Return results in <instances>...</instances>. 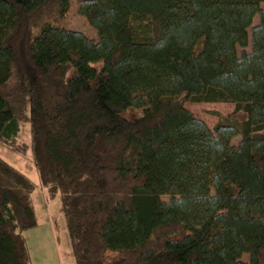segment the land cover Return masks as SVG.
<instances>
[{
  "label": "trees",
  "instance_id": "16d2710c",
  "mask_svg": "<svg viewBox=\"0 0 264 264\" xmlns=\"http://www.w3.org/2000/svg\"><path fill=\"white\" fill-rule=\"evenodd\" d=\"M69 7L0 0V143L29 125L74 264H264V0H82L97 41ZM33 189L0 158V264H30Z\"/></svg>",
  "mask_w": 264,
  "mask_h": 264
},
{
  "label": "rangeland",
  "instance_id": "374dc122",
  "mask_svg": "<svg viewBox=\"0 0 264 264\" xmlns=\"http://www.w3.org/2000/svg\"><path fill=\"white\" fill-rule=\"evenodd\" d=\"M81 1L70 0V7L66 16L54 23L60 28L78 31L89 39L97 41L95 30L78 14V6ZM258 22V16H255L251 26L247 29L248 45L243 49L237 47L238 55L242 51L251 52V29ZM184 107L195 118L202 120L210 130H213L220 121H227L230 117L233 120L235 119V116H233L234 106L230 103L186 102ZM239 141L240 137L237 136L231 140V145L237 146ZM11 145L10 147L7 144L0 143V158L26 177L34 186L31 201L36 226L22 233L28 249L30 264H74L60 194L56 193L53 196H49L46 187L41 182L30 148V129L28 124L23 123L20 125L19 132ZM163 199L167 200L168 197H163ZM245 259L246 256L242 260Z\"/></svg>",
  "mask_w": 264,
  "mask_h": 264
}]
</instances>
